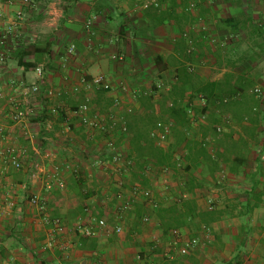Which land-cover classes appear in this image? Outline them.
Masks as SVG:
<instances>
[{
	"label": "crops",
	"instance_id": "0c3cea01",
	"mask_svg": "<svg viewBox=\"0 0 264 264\" xmlns=\"http://www.w3.org/2000/svg\"><path fill=\"white\" fill-rule=\"evenodd\" d=\"M156 1L159 9L143 10L139 0H32L29 6L0 0V151L13 147L23 152L19 171L4 168L0 158V264L264 263V0H192L194 11H186L180 0ZM185 32L192 39L190 54ZM38 66L44 70L45 90L60 95L31 98L32 114L13 123L9 101L24 104L21 88L39 83ZM185 73L219 88L206 106L188 95L182 102L193 112L187 114L186 141L198 144L207 158L187 162L185 141L178 151L181 166L169 168L166 176L161 167L148 172L154 161L133 149L128 130L118 140L134 161L124 174L123 199L139 185L163 204L157 202L158 209L148 213L137 197L121 214L114 199L117 175L111 167L94 164L95 158L107 159L105 139L86 131L72 114L86 95L81 80L103 76L111 88L92 92L93 104L100 113L113 112L114 100L121 98L119 112L128 126L131 119L151 112L160 121L164 97ZM157 83L163 90L154 91ZM256 88L262 101L251 93ZM50 107L58 108V114H49ZM215 127L222 128L220 135ZM173 128L167 146L174 143ZM153 146L157 148L154 141ZM52 179L61 180L64 188L47 192L45 183ZM229 181L239 188L224 190L236 204L233 211L227 215L228 207L221 204L209 210L207 201L218 204L220 197L205 185ZM34 195L45 199L47 216L62 219L68 229L51 250L42 248L50 227L30 204ZM177 199H194L200 212L213 210L219 216L209 226L192 219L178 229L182 239H201L187 256L170 248L173 230L163 232L155 218L160 208L181 203ZM85 209L104 215L108 230L96 229L92 238L73 234L74 223L86 219ZM146 214L150 223L144 225ZM119 224L122 233H111ZM138 254L143 263L136 260Z\"/></svg>",
	"mask_w": 264,
	"mask_h": 264
},
{
	"label": "built area",
	"instance_id": "2783aa9c",
	"mask_svg": "<svg viewBox=\"0 0 264 264\" xmlns=\"http://www.w3.org/2000/svg\"><path fill=\"white\" fill-rule=\"evenodd\" d=\"M22 5L29 6L32 0H19ZM141 2V7L143 10L149 9L151 7L159 9L160 4L156 0H139ZM181 3L185 4L186 11H194L196 7V2L192 0H180ZM89 24H87V27ZM182 37L187 42V53L190 54L193 52L192 39L187 32L183 33ZM0 45H3V42L0 41ZM74 47L72 46L69 49V52L72 53ZM2 57V55H1ZM113 59H121V57H113ZM36 78L39 80V83L32 84L30 86H23L21 88L22 106L14 104L13 101H9L10 113L8 118L16 124H21L24 122L25 118L32 114L33 107L29 106L31 104L30 99L36 98L44 93V98H51L60 95V92H55L51 89L45 90L44 80V70L42 66L35 68ZM81 84L84 86L86 95L83 101L77 106V108L72 112L73 115L77 116L80 119L81 125L84 129L90 133L102 135L105 139L104 150L106 152V161L100 158L94 159V164L97 167L103 168H112V172L117 175L116 178V188L118 191L114 195V199L119 202V212L121 214L129 211L132 208V204L137 197H141L146 203L147 207L150 210H157V202L152 198L153 193L149 189H143L139 185H133L130 190V198L124 200L122 194V188L124 187L125 180L124 174L129 173L134 168L133 159L123 150L120 146L118 140L122 137L128 135V128L125 118L122 113L119 112L120 106L122 104L121 98H116L113 102L114 111L108 113H100L96 110L93 101H92V92L102 91L106 92L110 90L111 85L103 76L93 77L90 81L85 79L81 80ZM163 90V85L161 83L155 84V91L159 92ZM75 92H79V89H75ZM131 93L132 97H135L136 93L127 91ZM252 95L255 96L259 101L263 100V95L260 89L256 88L252 92ZM195 99L199 102L200 105H205L206 101L202 95H195ZM0 100H4L2 94L0 93ZM229 100L224 99L222 102L227 103ZM168 106H171V103H168ZM131 112V109L127 110ZM59 109L56 107H50L48 113L51 115L58 114ZM187 114L193 116V112L190 109H187ZM202 116L201 119H203ZM173 127L171 121H158L154 129L150 133L151 139L154 141L157 148H166L168 136ZM215 132L217 135L222 133L221 127H215ZM168 147V146H167ZM22 155L23 152L16 150L13 147L4 148L0 151V158L3 161L4 168L7 166L13 169L14 171H19L22 166ZM174 163L176 166H181L183 162L182 152H177L173 157ZM155 166L148 165L146 171L151 172ZM66 169L69 166H65ZM111 170V169H110ZM161 171L164 176L168 174V168H161ZM166 182V181H165ZM45 190L47 192L53 190L54 188L63 189L64 183L59 179H52L45 183ZM31 205L42 214V222L50 227V235L47 240L42 245L44 250H51L57 245V238L59 235L65 234L68 229L65 222L60 218L51 219L46 214V201L43 197L40 196H31L29 199ZM176 202H181L179 199ZM213 201L210 199L207 201V208L212 209ZM86 219L78 220L72 226V233L75 235H80L85 238H92L97 235V230H108L107 218L103 215L100 216L99 213H92L85 209ZM142 224L146 225L150 223V216L148 214L144 215L141 218ZM97 229V230H96ZM123 231L122 225H116L114 228H111V233L121 234ZM182 240V241H181ZM181 241V242H180ZM170 248L174 249L180 256H187L190 252L194 251L200 244L201 239L199 237L185 238L182 239L181 232L179 230H173L171 232V239L169 241ZM182 243L181 245H178ZM136 260L140 263L144 262V257L140 254L136 256ZM14 264V263H9ZM144 264V263H143ZM152 264V263H151ZM264 264V263H263Z\"/></svg>",
	"mask_w": 264,
	"mask_h": 264
},
{
	"label": "trees",
	"instance_id": "16d2710c",
	"mask_svg": "<svg viewBox=\"0 0 264 264\" xmlns=\"http://www.w3.org/2000/svg\"><path fill=\"white\" fill-rule=\"evenodd\" d=\"M189 74L190 73H185L184 75L178 76L176 85L170 88L169 94L164 97V102L161 105L160 112L162 115L159 119H161L160 121L165 120L173 123L175 127L173 128L175 130L173 137L174 143L169 145L166 149L155 148L153 146V141L149 139V135L153 126H155L157 116L152 112L146 117L131 119L127 126L128 130L132 133L131 145L133 149L140 153V156L152 158L155 167L168 169L176 167L173 157L181 150L179 147L186 141L187 136L185 132L189 129V120L187 116L188 105H183L182 103L185 95H188L190 98H195V95H202L206 100V105L210 102L213 103L217 98L214 93L219 88H215L216 85L214 83L202 82L197 78L191 77ZM153 88L155 89V85ZM154 91H152V93ZM167 100H171V106L166 104ZM202 111H205V109ZM184 146L187 149V155L185 157L187 162L193 163L199 159L200 156L205 158L206 153L203 149H200L198 144L186 141ZM155 218L162 227L163 232L168 233L170 230H178L183 227L187 221L192 219H199L202 225L209 226L212 222L218 220L219 216L218 213L213 210L200 212L196 206L195 200L189 199L183 200L181 203L172 207L160 208Z\"/></svg>",
	"mask_w": 264,
	"mask_h": 264
},
{
	"label": "rangeland",
	"instance_id": "374dc122",
	"mask_svg": "<svg viewBox=\"0 0 264 264\" xmlns=\"http://www.w3.org/2000/svg\"><path fill=\"white\" fill-rule=\"evenodd\" d=\"M205 1H213V0H205ZM234 185V186H233ZM204 186V185H203ZM170 188V187H169ZM168 188V190H166V192H169L170 194V196H171V194L172 195H174V190H170ZM157 189H158V187H157ZM160 189V190H159ZM159 189H158V191L159 192H165L164 191V188H160L159 187ZM205 189H207L208 191H210V190H217V192H218V196L220 197L219 199H218V204H216L217 202H214L213 203V205H215V206H218V205H220L221 204V206L222 205H225L226 207H228L227 209L228 210H226L225 211V213L227 214V215H229L230 214V212L231 211H233V207L236 205L235 204V202L234 201H232V199L233 198H231V199H228L227 198V196H226V194L224 193V190L225 189H231V190H235V191H238V187H237V184H234V183H232L231 181H229V184L228 183H226L225 185H218L217 183H210V184H208V185H205ZM168 195V196H169ZM158 202V204L160 203V200H158L157 201ZM161 205L163 204V203H160ZM159 204V205H160ZM107 212V214H108V216H109V211L107 210L106 211ZM150 212V209L148 210V213ZM139 225V224H138ZM133 227L134 228H136L137 227V224H133ZM161 240H162V238H161Z\"/></svg>",
	"mask_w": 264,
	"mask_h": 264
}]
</instances>
